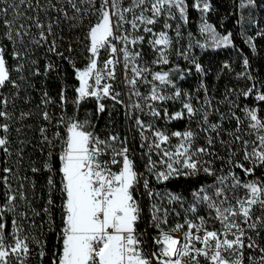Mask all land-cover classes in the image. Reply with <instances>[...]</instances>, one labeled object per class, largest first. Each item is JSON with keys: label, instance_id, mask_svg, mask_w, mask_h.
Masks as SVG:
<instances>
[{"label": "snow or ice", "instance_id": "obj_1", "mask_svg": "<svg viewBox=\"0 0 264 264\" xmlns=\"http://www.w3.org/2000/svg\"><path fill=\"white\" fill-rule=\"evenodd\" d=\"M0 3L7 5V0H0ZM249 4H254L255 0H248ZM57 4H65L72 9L70 16L68 11L63 7L58 8ZM145 5H150L145 7ZM245 4L241 3V7ZM8 7L14 9L16 20L25 19L31 21V25L26 26L20 23L18 27L13 29L16 20L7 19ZM23 7L33 9L36 14L28 16L23 10ZM196 7H201L198 2ZM210 5L207 0H203L202 11H207ZM175 8L180 13L181 17L185 15L186 5L185 0H130V3L125 6L124 0H101L99 6L96 0H47V7L36 0L35 6L32 0H18L17 3L0 8V14H3L5 19L3 23L9 29L5 35L8 40L15 41L19 38L23 43V37L29 35L32 26L39 29V39H33V43L40 45L41 41L47 42L48 36L53 32V22H42L39 16L40 11L47 13L49 9L62 13L65 20L76 21L72 25L73 28L79 27L83 19L89 14L96 16V22L92 24L87 31L86 39L90 42L87 46V51L90 55L87 57L88 63L82 68L76 67L75 61H70L75 70L76 79L79 81V86L75 88L77 96L72 103L79 105L88 98H95L100 101L103 98H111L118 103L123 101L118 100L121 95L115 92L113 84L104 83V80H115L116 65L123 63L125 71L124 82L129 87L130 99L131 96L140 98L142 101H169L185 97V102L182 103V110L175 113H169L166 109H153L152 115L168 120H195L197 116L200 119L197 121L198 127L202 131L216 132L221 129L219 123L209 122V112L203 107H194L191 100L192 97L188 93H182L175 88V84L169 79L168 72H155L153 80L159 81L161 85H171L174 89L172 95H167L162 92L161 88L148 81L145 73L150 72L147 66H140L137 63L141 57L140 51L130 50L129 45L135 46L144 41V36H133L130 32L124 29V25L128 24L131 29L138 31L141 25H144L145 33H152L153 29L148 25H155L161 16L174 18L172 9ZM139 9V14H137ZM151 12V16H147L145 12ZM132 14L129 19L128 14ZM59 24V19L55 21ZM165 29L171 28V25L164 23ZM202 32H211L215 47L227 46L231 44L230 34L220 36L210 24H205ZM126 33V34H125ZM264 35V32L259 33ZM157 38L150 41L153 47L163 46L157 49L158 57L154 63L167 65L169 63L166 49L172 44V40L166 31L154 33ZM179 36V32L176 34ZM119 42L121 47L118 48ZM248 43L255 48L252 38H248ZM101 50L109 53L110 58L103 62L102 66H98ZM48 51L55 52L59 56L63 53L58 52L56 42L52 41ZM69 52L73 51L71 45L68 48ZM6 49L0 46V88H4L6 84H12L13 87L19 88L16 81L11 79L10 72H22L23 64H18L14 69H10L5 57ZM122 55V61L117 56ZM184 58L187 59V55ZM14 59H21L22 54L18 51L12 53ZM35 63V62H33ZM248 60H244V65L247 66ZM224 67H229L224 65ZM54 70V65L49 63L46 65L45 71ZM195 70L198 73H205V69L195 63ZM132 75H128V73ZM35 74H39V71ZM242 75V74H241ZM24 79L23 76L20 77ZM138 80L142 83L151 85L148 96H142L138 90ZM253 89L241 91L240 95L248 97L253 94ZM66 89H62L60 93L61 105L68 102L65 96ZM206 91V89H205ZM231 92L226 93L230 95ZM42 103L47 105L52 103L47 92L43 94ZM256 100L264 102V91H260L255 96ZM9 101L5 98L0 100V104L7 107ZM205 104L210 105V101H205ZM233 107H239L235 101L230 102ZM149 108L151 104L146 105ZM129 112L126 113L131 118V109H141V103L137 102L128 106ZM242 111L250 121L249 127L253 132L248 135L255 134L254 140H245L242 135H237L240 132L239 125L244 121L240 117L232 113V117L237 121V128L234 132H229L228 135L234 137L233 143L237 141L243 142V160L250 161L251 166L245 167L243 163L234 161L235 152L228 159L227 163L230 170L227 175L217 176L215 170L211 167L210 160H204L203 156L212 155L208 147H193L194 139L197 135L191 128L184 131L166 132L158 128H154L152 124H147L143 120L136 118L134 123L137 129L140 130L142 141L141 148L147 147V169L153 172L158 181H168L175 176H198L203 172L208 175L215 176L216 184L208 187H200L193 196L196 200L205 201L210 208L215 210V218L221 223L220 229H211L206 226L207 222L203 217H200L199 223H194L191 220H185L183 224L177 223L174 226L168 225V210L158 206L156 203L151 205V216L149 227L158 229V235L153 237V250L151 253L145 252V236L148 230H138V224L141 221L143 209L134 196V190L140 183L142 173H139L135 168V162L129 156V148L127 146V138L121 140L118 134L110 135L107 139H101L91 128L94 126L90 121L83 122L76 119L75 116L68 117L62 115L57 123V127L63 125L66 127V134L62 137L60 131H56L50 138L47 135L48 129L41 127L40 133L42 142L45 143L49 151L45 160L38 167L34 166L31 171L35 174L41 171L47 172V200L43 212L48 216V232L53 234V252L50 258L51 264H201V258L207 261V264H244L245 248L255 250L258 255L249 256L250 264H264V247L261 246L260 237L264 231V180L253 179L244 180L232 171V168H240L245 177L254 176L257 167L264 168V117L258 115L256 108H248L245 106ZM97 112H105V105L98 103ZM30 113H21L20 119L27 118ZM43 119L52 122L53 117L49 115L47 110L42 113ZM0 117L6 120L12 119L7 111H0ZM226 117L222 116L221 119ZM10 125L8 123L0 124V130L5 134L9 132ZM19 131V129L17 130ZM150 132L151 137L145 133ZM155 139H152V138ZM172 138H177L178 143L173 146L174 150L162 148V145L170 144ZM55 141H61V151L58 154L60 167L57 169L54 163V147ZM221 144H226V141L221 140ZM214 143L213 137H207V144L212 146ZM10 141L7 135L0 136V149L8 152ZM157 151L160 155L159 161L152 159L153 151ZM111 153V158L108 160L102 157ZM121 165L117 171L112 170V165ZM157 164L163 165L164 170H158ZM5 173H11V168H4ZM60 173L61 179L58 182L55 179L56 172ZM231 180L233 188H243L245 195L243 197H234L235 204L230 203L228 197L225 196V189L222 187L227 181ZM5 187L8 189L4 193L5 203L0 205V264H10V257L17 259V264H26V257L32 252L30 245L36 244L39 247L38 255L41 259L48 255L47 239H41L31 234H24L23 225L16 219L12 220L13 232L11 233L13 243L6 242L4 214L5 212L15 213L18 205L15 203L18 198L26 201L27 197L24 193L15 192L9 184V176L5 175L0 178ZM144 188L148 190L149 197L154 193L149 189L148 180H144ZM23 185H21V188ZM32 187H35L33 182ZM208 188H212V194H208ZM59 192L62 203L61 222L62 226L57 231L56 220L53 209L56 207L54 193ZM159 196L160 193H155ZM214 197L222 199H214ZM181 197L169 194V201L180 200ZM228 205L225 207V205ZM259 207L262 215L254 216V209ZM189 211H196L195 207H191ZM26 217L27 213L19 214ZM35 215H40L35 212ZM239 217V222L235 219ZM183 237L175 235L185 228ZM193 229L195 231H193ZM253 230L254 235H248V230ZM201 233H203L201 235ZM231 237V238H229ZM197 244L201 246H197ZM232 253V257L225 255Z\"/></svg>", "mask_w": 264, "mask_h": 264}, {"label": "trees", "instance_id": "obj_2", "mask_svg": "<svg viewBox=\"0 0 264 264\" xmlns=\"http://www.w3.org/2000/svg\"><path fill=\"white\" fill-rule=\"evenodd\" d=\"M18 0H7V5L0 3V8L17 3ZM101 0H96L99 6ZM210 5L209 9L205 12L202 7H196V0H185L186 12L184 19L179 20L177 24L175 21L168 19V24L171 28L168 30L172 44L167 50L169 63L167 65L161 63H154L157 60V49L150 43L154 39V33L164 31V21L161 20V25H148L153 29L152 33H145L143 31L144 25H141L138 31L131 29L128 24L124 25V29L130 32L133 36H144V41L135 46L129 45L130 50L140 51L141 57L138 58L137 63L140 66H147L150 72L145 73L148 81L158 85L162 92L167 95H172L174 89L171 85H161L159 81L153 80L155 72H168L170 73L169 79L175 84V88L179 89L182 93H188L192 97V104L194 107H203L209 112V122L219 123L221 129L216 132H205L198 127L195 120H168L163 118L154 117L152 115L153 109L160 110L166 109L169 113H175L182 110V103L185 102V97L169 101H142L140 98L131 96L129 87L124 82L122 68L116 65L115 80H111L115 92L121 95L118 100L123 103L109 98H103L97 101L95 98H88L81 102L79 105L72 103L77 93L75 88L79 86V81L76 79L75 70L70 61H75L76 67L82 68L88 63L87 57L90 53L87 51L89 41L86 39L88 28L96 22V16L89 14L83 19L79 27L73 28L72 25L76 21L65 20L62 13L49 9L47 13L44 11L39 12L42 22H53V32L48 36V41H41L40 45L33 43V39H39V29L34 26L31 27L30 33L23 37V43L19 38L15 41L8 40L5 33L9 30L3 23L5 17L0 14V46L5 47V57L10 69H14L18 64H23L24 69L22 72L11 71V79L16 81L19 88L13 87L12 84H6L4 88H0V100L7 99L9 101L7 107L0 104V111H7L12 119L6 120L0 117V124L8 123L10 125L9 132L5 134L0 130V136L7 135L10 141L8 145V152L0 149V178L5 175L9 176V184L15 192H23L27 197L26 201L18 198L15 202L18 207L15 213L5 212L4 222L6 242L13 243L11 233L13 232L12 220L16 219L23 225L24 234H31L41 239H47V253L48 255L41 259L38 255L39 247L36 244L30 245L32 252L26 259V264H51L50 258L53 252V234L48 232V216L43 212L47 200L46 181L48 173L41 171L35 174L31 168L40 166L45 160L49 151L48 146L42 142L40 133L41 127L48 129L47 135L51 138L52 134L60 131L63 137L66 134V127L57 123L60 117L66 114L68 117L75 116L77 120L83 122L88 120L94 126L92 130L101 139H107L108 136L118 134L121 140L127 138V146L129 148V156L135 162V168L139 173L140 183L134 190V196L138 201L140 207L143 209L141 221L138 224V230H148L145 236L146 242H153V237L158 235L159 230L149 227L151 216V205L156 203L158 206L168 210V225L166 227L174 226L177 223L183 224L185 220H191L194 223H199L200 217H203L209 230L215 228L220 229L221 223L215 218V210L210 208L208 203L201 200H196L193 193L200 187H208L209 185L216 184L215 176L206 173H199L198 176H175L168 181H158L153 172L147 169L148 155L147 147L141 148L142 141L140 130L135 126V119L139 118L147 124H152L154 128L171 131H184L191 128L197 133L193 147H208L212 155L203 156L204 160L212 162L211 167L215 170L217 176L227 175L230 166L227 161L235 152L233 157L234 161L243 163L245 167H250V161L243 160V142L237 141L233 143L234 137L229 136V132H234L237 128V121L232 117H240L244 121L239 125L240 132L237 135H242L245 140H254L255 134L248 135L253 132L250 129L248 120L242 109L247 106L248 108H256L258 115L264 117V102L256 100L255 96L258 92L264 91V35L259 33L264 32V0H255L254 4H249L248 0H207ZM35 6L36 0H32ZM40 3L47 7V0H40ZM56 3V0H52ZM125 6L130 3V0H124ZM241 3L245 6L241 7ZM57 7H63L72 15V9L65 4H57ZM22 10L28 16H34L36 12L33 9L23 7ZM139 14V9L136 10ZM145 14V13H144ZM129 19L132 14H128ZM7 19L16 20L14 9L8 7ZM59 19L57 25L55 21ZM20 23L26 26L31 25V21L25 19L16 20L13 29L18 27ZM204 24H210L220 36L229 35L231 44L227 47H212L210 42L204 43L206 35L201 31ZM179 32V36H177ZM126 34V33H125ZM252 38L255 45L253 48L248 43V38ZM52 41L56 42L58 52L63 53V56L57 55L55 52L48 51ZM118 48L121 47L119 42ZM73 48L72 52L68 51L69 46ZM18 51L22 54V58L14 59L12 53ZM184 53L187 59L184 58ZM119 58L122 61L120 53ZM110 58L109 53L101 50L98 64H103ZM248 60L247 66L244 65V60ZM35 62V63H33ZM53 64L54 70L45 71L47 64ZM195 63H199L206 71L205 73H198L195 70ZM123 65V63H122ZM228 65L229 67H224ZM39 71V74H35ZM242 74V75H241ZM132 75V74H131ZM24 79L21 80L20 77ZM255 85L253 94L244 97L240 95L241 91H247ZM142 96H148L150 93L151 85L142 83L138 80L137 86ZM62 89H66L65 96L68 99L66 104L61 105L60 93ZM206 89V91H205ZM44 92L48 93L52 103L47 105L42 103L44 99ZM231 92L230 95L226 93ZM205 101H210V105L205 104ZM235 101L239 107H233L230 103ZM141 103V109H131V118L126 115L129 112L128 106L134 103ZM103 103L105 105V112L98 113L97 105ZM151 104L153 107L149 108L146 105ZM47 110L49 115L53 117L52 122L49 123L43 119L42 113ZM21 113H30L27 118L21 120ZM226 117L221 119V117ZM19 129V131H17ZM146 135L151 137V133L147 132ZM213 137L214 143L209 147L207 144V137ZM152 139H155L154 137ZM221 140L226 141V144H221ZM177 138H172L170 144L172 147L178 143ZM61 141H55L54 147V163L58 169L60 162L58 154L61 151ZM160 155L157 151L152 153L154 161L160 160ZM4 168H11V173H5ZM158 170H164V166L157 164ZM241 179L264 180V168L257 167L254 176L245 177L240 168H232ZM55 179L58 182L61 179L60 173L57 171ZM148 180L149 189L152 190L154 195L149 197L148 190L144 188V180ZM35 182V187H32ZM21 185L23 187L21 188ZM225 189V196L228 197L230 203L235 204L234 197H243L245 191L243 188H233L231 180L223 185ZM141 190L142 198L139 196ZM8 191L5 185L0 182V205L5 203L4 193ZM213 189L208 188V194H212ZM155 193H160L156 196ZM169 194L181 197L180 200L169 201ZM56 207L53 209L54 217L56 220L57 231L62 226L61 216V195L59 192L54 193ZM214 199H222L214 197ZM228 205L226 204L225 207ZM191 207H195L196 211H189ZM21 212L27 213L26 217L19 214ZM39 212L40 215H35ZM262 215L261 209L257 206L254 209V216L259 217ZM238 222L239 217L235 218ZM187 231V225L179 233ZM193 231H195L193 229ZM248 235H254L253 230H248ZM231 238V237H229ZM260 244L264 247V231L260 237ZM151 244V243H150ZM245 261L244 264H250L248 257L256 256L258 253L255 250H244ZM227 256L232 257V253H226ZM10 264H17L15 257H10ZM201 264H207L201 258Z\"/></svg>", "mask_w": 264, "mask_h": 264}, {"label": "rangeland", "instance_id": "obj_3", "mask_svg": "<svg viewBox=\"0 0 264 264\" xmlns=\"http://www.w3.org/2000/svg\"><path fill=\"white\" fill-rule=\"evenodd\" d=\"M197 1V3L199 2L200 4H201V7H202V4H203V0H196ZM150 5H145V7H149ZM172 12L174 13V18H169V17H166V16H161L159 19H158V21H157V23H158V25L160 26L161 25V20H163L164 22H169L168 21V19H170L171 21H175V24H177L178 22H179V20H183L184 19V16L183 17H181V15H180V13L178 12V10L177 9H175V8H173L172 9ZM145 15H147V16H151L152 15V13L149 11V12H145ZM205 25V24H204ZM203 25V26H204ZM202 26V27H203ZM170 28H168V29H165L164 31H166L167 32V34L169 35V33H168V30H169ZM206 35V37H205V39H204V43H207V42H210L211 43V45H212V47H214V48H218V47H215L214 46V41H213V38H212V34H211V32H203V35ZM170 37V36H169ZM155 38H157V36H155L154 35V39ZM230 45V44H229ZM228 46V45H227ZM227 46H221V47H227ZM163 46H156L155 47V49H158V48H162ZM169 48H170V46H169ZM168 48V49H169ZM168 49H166V52H167V50ZM117 56H119V54H117ZM119 67H121L122 68V71H123V76H124V78H125V71H124V67H123V65H122V62L121 63H119V64H117ZM98 66H102V64H98ZM128 75H131V73L129 72L128 73ZM111 82V80L110 81H107V80H104V81H102V85L101 86H103V84L104 83H110ZM162 148H168L169 150H174V148L172 147V144H168V145H162ZM183 234L184 233H176L175 235H178V236H180V237H183ZM147 243H148V241H147ZM151 243V246L153 247V242H150ZM197 246H201V245H199V244H197Z\"/></svg>", "mask_w": 264, "mask_h": 264}, {"label": "built area", "instance_id": "obj_4", "mask_svg": "<svg viewBox=\"0 0 264 264\" xmlns=\"http://www.w3.org/2000/svg\"><path fill=\"white\" fill-rule=\"evenodd\" d=\"M107 81H110V80H107ZM102 158L105 159V160L110 159L111 158V153L109 152L108 154L104 155ZM111 167H112L113 171H117L121 167V165L117 164V165H112ZM140 192H141V190L139 191V196H140V198H142V194ZM202 234L203 233H201V235ZM145 240H146V238H145ZM152 250H153V247L151 246L150 242H148V243L146 242V244H145V252L146 253H151Z\"/></svg>", "mask_w": 264, "mask_h": 264}, {"label": "bare ground", "instance_id": "obj_5", "mask_svg": "<svg viewBox=\"0 0 264 264\" xmlns=\"http://www.w3.org/2000/svg\"><path fill=\"white\" fill-rule=\"evenodd\" d=\"M178 236V235H177Z\"/></svg>", "mask_w": 264, "mask_h": 264}]
</instances>
